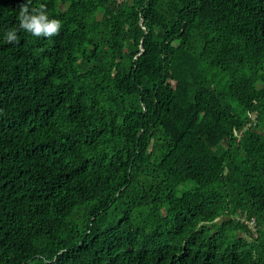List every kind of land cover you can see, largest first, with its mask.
Returning a JSON list of instances; mask_svg holds the SVG:
<instances>
[{"label":"trees","instance_id":"1","mask_svg":"<svg viewBox=\"0 0 264 264\" xmlns=\"http://www.w3.org/2000/svg\"><path fill=\"white\" fill-rule=\"evenodd\" d=\"M23 2L0 264H264V0H32L59 34L9 44Z\"/></svg>","mask_w":264,"mask_h":264},{"label":"clouds","instance_id":"2","mask_svg":"<svg viewBox=\"0 0 264 264\" xmlns=\"http://www.w3.org/2000/svg\"><path fill=\"white\" fill-rule=\"evenodd\" d=\"M32 0H24L19 7L17 17L18 27L7 29L5 40L12 44L19 41L18 32L23 31L34 37L52 38L57 36L61 30L62 22L59 19L50 18L46 6L30 7Z\"/></svg>","mask_w":264,"mask_h":264},{"label":"rangeland","instance_id":"3","mask_svg":"<svg viewBox=\"0 0 264 264\" xmlns=\"http://www.w3.org/2000/svg\"><path fill=\"white\" fill-rule=\"evenodd\" d=\"M120 1H123V0H120ZM256 225V222L255 220H253V225H252V228L250 227L249 229L252 230V231H257V227L255 226Z\"/></svg>","mask_w":264,"mask_h":264},{"label":"built area","instance_id":"4","mask_svg":"<svg viewBox=\"0 0 264 264\" xmlns=\"http://www.w3.org/2000/svg\"><path fill=\"white\" fill-rule=\"evenodd\" d=\"M253 220H254V219H252V220H248V221H246L245 224L252 228Z\"/></svg>","mask_w":264,"mask_h":264},{"label":"water","instance_id":"5","mask_svg":"<svg viewBox=\"0 0 264 264\" xmlns=\"http://www.w3.org/2000/svg\"><path fill=\"white\" fill-rule=\"evenodd\" d=\"M143 52V49L140 51V53H142Z\"/></svg>","mask_w":264,"mask_h":264}]
</instances>
